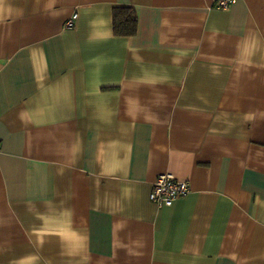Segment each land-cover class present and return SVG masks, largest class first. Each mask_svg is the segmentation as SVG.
Returning a JSON list of instances; mask_svg holds the SVG:
<instances>
[{"label":"crops","instance_id":"0c3cea01","mask_svg":"<svg viewBox=\"0 0 264 264\" xmlns=\"http://www.w3.org/2000/svg\"><path fill=\"white\" fill-rule=\"evenodd\" d=\"M0 264H264V0H0Z\"/></svg>","mask_w":264,"mask_h":264},{"label":"built area","instance_id":"2783aa9c","mask_svg":"<svg viewBox=\"0 0 264 264\" xmlns=\"http://www.w3.org/2000/svg\"><path fill=\"white\" fill-rule=\"evenodd\" d=\"M234 0H213V6L219 9H226ZM76 15H72L65 22L70 27L73 25ZM189 191L188 183L184 180L175 178L171 174L158 175L149 193V199L158 206H169L176 199L185 195Z\"/></svg>","mask_w":264,"mask_h":264},{"label":"trees","instance_id":"16d2710c","mask_svg":"<svg viewBox=\"0 0 264 264\" xmlns=\"http://www.w3.org/2000/svg\"><path fill=\"white\" fill-rule=\"evenodd\" d=\"M113 31L116 35L130 36L137 29L136 14L132 7L117 6L113 9Z\"/></svg>","mask_w":264,"mask_h":264}]
</instances>
